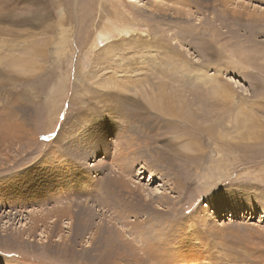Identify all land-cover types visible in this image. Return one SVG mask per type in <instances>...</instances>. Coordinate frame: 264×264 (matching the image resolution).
Here are the masks:
<instances>
[{
	"label": "rangeland",
	"instance_id": "obj_1",
	"mask_svg": "<svg viewBox=\"0 0 264 264\" xmlns=\"http://www.w3.org/2000/svg\"><path fill=\"white\" fill-rule=\"evenodd\" d=\"M43 1L0 0V264H264V0Z\"/></svg>",
	"mask_w": 264,
	"mask_h": 264
},
{
	"label": "bare ground",
	"instance_id": "obj_2",
	"mask_svg": "<svg viewBox=\"0 0 264 264\" xmlns=\"http://www.w3.org/2000/svg\"><path fill=\"white\" fill-rule=\"evenodd\" d=\"M33 2L35 1V2H38V1H40V0H32ZM45 1V0H44ZM44 1H43V3H44ZM134 2V1H133ZM13 3V2H12ZM10 7V6H9ZM13 7V6H12ZM43 7V6H42ZM42 7H37L36 9H37V11H32L31 13H28V12H26V14H24V15H22V16H18V18H19V21L20 22H26V23H35V24H38V25H40V24H42V23H44L46 20H48V16H47V12H46V10L43 12V10L41 9ZM8 9V8H7ZM9 9H12L11 7L9 8ZM8 9V10H9ZM1 10V9H0ZM6 10V9H5ZM12 12V11H11ZM23 13V12H22ZM0 19H2L3 21H5V20H8V19H10V20H12L13 19V17H10L9 15L7 16L6 14H5V12H2L1 14H0ZM1 21V20H0ZM49 22V21H48ZM53 24V23H52ZM28 32V31H27ZM26 32V33H27ZM100 32V31H99ZM105 37H108V32L106 31V29L104 30H102V32L100 33V35L99 36H97V39H100V40H102V39H105ZM33 55H36V54H33ZM38 57H41V55H39ZM140 60V59H139ZM137 62H139L138 60H137ZM152 64V63H151ZM144 100V99H143ZM231 148V147H230ZM136 170V169H135ZM97 190V189H96ZM67 208H69V207H63L62 209L64 210V211H66V209ZM54 211L55 212H59L60 210L58 209V208H54ZM52 213V212H51ZM61 213V212H60ZM68 223V222H67ZM66 225V224H65ZM68 225V224H67ZM84 225V224H83ZM58 226V225H57ZM71 242H72V239H71ZM88 243H89V241H88Z\"/></svg>",
	"mask_w": 264,
	"mask_h": 264
},
{
	"label": "snow or ice",
	"instance_id": "obj_3",
	"mask_svg": "<svg viewBox=\"0 0 264 264\" xmlns=\"http://www.w3.org/2000/svg\"><path fill=\"white\" fill-rule=\"evenodd\" d=\"M49 137H44V139H48Z\"/></svg>",
	"mask_w": 264,
	"mask_h": 264
}]
</instances>
